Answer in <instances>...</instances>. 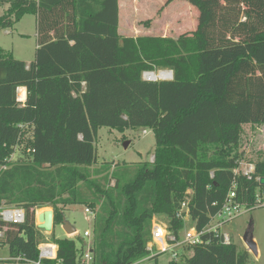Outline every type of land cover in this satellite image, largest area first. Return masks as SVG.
Segmentation results:
<instances>
[{"label":"trees","instance_id":"trees-1","mask_svg":"<svg viewBox=\"0 0 264 264\" xmlns=\"http://www.w3.org/2000/svg\"><path fill=\"white\" fill-rule=\"evenodd\" d=\"M186 1L198 9L196 28L172 37L122 35L119 0H0L9 4L0 30L27 14L37 19L32 62L0 48V205L25 210L23 223L0 221V245L9 247L0 264H37L47 240L36 211L45 206L54 208L53 229L69 205L95 212L91 264H138L149 255L156 214L168 216L176 233L183 228L176 213L189 188L198 230L234 183L236 199L255 205L264 157L250 159L251 179L234 170L244 125H264V0ZM160 70H172L173 79L144 78ZM104 126L151 128L153 162L93 168ZM28 130L29 159L11 163ZM203 238L166 264H249V252L222 233ZM51 239L57 256L40 264H83L74 238L53 232Z\"/></svg>","mask_w":264,"mask_h":264},{"label":"rangeland","instance_id":"rangeland-1","mask_svg":"<svg viewBox=\"0 0 264 264\" xmlns=\"http://www.w3.org/2000/svg\"><path fill=\"white\" fill-rule=\"evenodd\" d=\"M9 4L0 3V17L8 9ZM120 13V33L122 35H150L152 33L178 37L182 33L190 32L196 28L198 19V9L186 0H121ZM37 19L35 15L27 14L23 16L13 27L0 30V48L12 52L14 57L30 63L34 60L37 49L36 27ZM149 21V24L146 22ZM131 25L130 27H128ZM135 26V27H134ZM127 27L131 32H127ZM143 28H151L144 30ZM10 30V33L6 31ZM168 72L169 70H160ZM158 71L157 73H160ZM32 140V131L25 132L20 144L10 157V162L15 163L29 159L28 143ZM243 144L240 152H244L243 160L250 163V159L257 158L259 154L264 157V125L248 124L244 125L242 133ZM128 146L125 147V143ZM27 147V148H26ZM97 150V162L93 166L101 167L104 164H115L120 166L134 167L144 162H153L156 148V139L151 128L136 127L119 130L110 127H100L95 140ZM114 181H110L112 186ZM64 208V207H63ZM54 208L45 206L37 209L36 223L39 224V216L44 210ZM86 207L83 204H73L64 208V218L75 228L74 234H67L63 229L62 223L57 224L52 232L42 230L48 244H53L52 233L55 237L74 238L78 248L83 246L85 252L88 246H92V236L90 239L85 237V232H92L94 226V217L86 213ZM169 223L168 216L156 214L153 217V226L155 222ZM253 227V236L258 246V255H254L247 249L243 241V236L250 224ZM222 234H228L231 242L237 244L239 249L247 250L250 254L249 264H264V211L261 208H253L233 219L221 228ZM151 237V236H150ZM56 246V245H55ZM57 248V246H56ZM188 256L191 252L187 253ZM9 258V247L7 244L0 245V259ZM170 260L168 254L159 255V264H166ZM139 264H155L151 259H142ZM185 263L184 260L180 264Z\"/></svg>","mask_w":264,"mask_h":264},{"label":"built area","instance_id":"built-area-1","mask_svg":"<svg viewBox=\"0 0 264 264\" xmlns=\"http://www.w3.org/2000/svg\"><path fill=\"white\" fill-rule=\"evenodd\" d=\"M169 72V71H168ZM148 73L144 74V78L148 79ZM171 77V76H170ZM20 101V100H19ZM236 174H242L249 179L255 172V164L253 162L246 163L239 161L238 166L235 168ZM260 178H257L259 181ZM236 184L232 185V189L227 195L225 202L221 208L214 215H211L208 224L201 230L196 227L197 220L193 219L191 213V202L193 199V190L188 189L186 198L181 202V205L176 213L177 218H180L184 226L177 233L170 228V223L155 222L152 223L151 237L147 244V250L149 251V259L152 256L168 254L171 260L179 261L182 257V253L187 249V253L190 252L188 248L190 246L202 244L205 242L203 235L208 232H215L216 234L222 233L221 228L225 223L240 217L242 214L251 211L253 208H261L264 211V190L257 193V200L253 207H246L236 199V193L234 188ZM86 213L95 216V212L90 209H85ZM0 221L7 224H20L25 221V210L22 207L16 205H10L3 202L0 205ZM4 235V231L0 230V238ZM92 236V232L86 231L85 237ZM224 242L231 243V238L228 234H223ZM40 250L39 260L36 262L40 264L43 259H53L57 256V248L53 244L41 243L38 246ZM92 246H88L85 251L81 262L83 264H91L93 261ZM185 256V257H186ZM9 259V258H8ZM143 262L140 260L138 264Z\"/></svg>","mask_w":264,"mask_h":264},{"label":"water","instance_id":"water-1","mask_svg":"<svg viewBox=\"0 0 264 264\" xmlns=\"http://www.w3.org/2000/svg\"><path fill=\"white\" fill-rule=\"evenodd\" d=\"M164 72V71H160ZM169 72L171 73V77L170 78H164V77H159V78H150L148 77V80H168V79H173V71L169 70ZM148 74L151 73H155V72H147ZM128 146V143H125V147ZM259 183L260 185L264 186V177H261L259 179ZM41 230H45L46 232H52L53 231V227H54V210L52 209H48V210H44L40 216H39V224L37 225ZM63 229L65 230V232L67 234H74L76 232V228L69 222L67 221L65 218H63V223H62ZM243 241L245 243V245L247 246V249L250 250L254 255H258V246L257 243L254 239L253 236V227H252V223L250 224L249 228L247 229V231L245 232L244 236H243Z\"/></svg>","mask_w":264,"mask_h":264},{"label":"bare ground","instance_id":"bare-ground-1","mask_svg":"<svg viewBox=\"0 0 264 264\" xmlns=\"http://www.w3.org/2000/svg\"><path fill=\"white\" fill-rule=\"evenodd\" d=\"M147 76L150 78H156V77L157 78H159V77L170 78L171 73L170 72H161V73L155 72V73L148 74ZM19 91H20V97L25 98V95H26L25 88L22 89V95H21V88Z\"/></svg>","mask_w":264,"mask_h":264},{"label":"crops","instance_id":"crops-1","mask_svg":"<svg viewBox=\"0 0 264 264\" xmlns=\"http://www.w3.org/2000/svg\"><path fill=\"white\" fill-rule=\"evenodd\" d=\"M119 4L121 5V0H119ZM120 16H121V13H120ZM120 20L122 21V18L120 17ZM131 25H129L128 27H130ZM127 27V32H131V30L129 29ZM135 27V26H134ZM144 30H148L149 28H143ZM149 30H151V28L149 29ZM7 33H10V30H7L6 31ZM152 34H155L156 35V33H152ZM141 35V34H140ZM157 35H160V34H157ZM124 36H129V34L127 33L126 35H124ZM135 36V35H134ZM138 36V35H137ZM36 37H37V29H36ZM29 64V63H28ZM21 88V95H22V89L23 88H25V87H20ZM20 88H18V100H20L21 102H24L25 101V99H26V96H27V90H26V88H25V90H26V95H25V98H23V97H20Z\"/></svg>","mask_w":264,"mask_h":264}]
</instances>
